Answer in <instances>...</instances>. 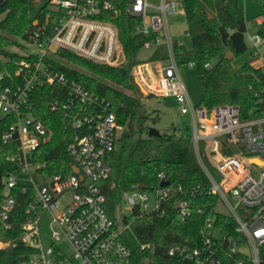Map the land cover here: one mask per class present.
Wrapping results in <instances>:
<instances>
[{
	"label": "built area",
	"instance_id": "1",
	"mask_svg": "<svg viewBox=\"0 0 264 264\" xmlns=\"http://www.w3.org/2000/svg\"><path fill=\"white\" fill-rule=\"evenodd\" d=\"M50 9L35 22L32 40L20 53L23 58L17 68L13 72L0 69V118L5 125L0 142L12 146L4 166L0 164V223L4 229L13 227L10 218L18 214V198L25 196L20 238L30 251L20 264H129L131 253L122 239L128 224L108 214L99 185L111 172L108 156L118 137L116 115L80 82L53 66L64 63L58 50L93 63H122L118 28L107 19L116 10L110 0H51ZM179 11L183 8L178 0H130L126 12L137 19L134 32L145 38L140 50L151 54L162 45L167 53L164 59L138 56L130 74L144 94L171 96L179 111L189 114L192 147L207 177L208 192L216 199L196 208L181 184L159 172L157 186L134 185L123 191L121 203L130 206L131 212L137 208L139 215L148 216L164 214L169 205L179 219L195 209L205 212L197 241L171 245L166 259L153 264H227L233 256H237L235 264H259L264 244V116L250 113L244 117L232 104L207 110L192 102L174 52V46L182 44L177 40L174 44L167 23V16ZM263 20V14L253 17L244 32L250 56L263 61L262 67L264 37L256 27ZM186 64L194 67L192 61ZM39 85L57 86L48 108L60 114L63 127L71 134L66 144L70 166L63 173L48 172L62 164L56 158L42 157L52 130L34 115L33 96ZM228 147L231 152H225ZM163 180L167 183L160 185ZM200 190L198 184L190 186L192 194ZM148 193H152L150 209ZM43 212L49 215L46 244L39 224ZM225 218L231 220V232ZM60 241L69 245V254L62 251ZM6 245L0 240V249ZM151 247L140 245L141 249Z\"/></svg>",
	"mask_w": 264,
	"mask_h": 264
},
{
	"label": "trees",
	"instance_id": "2",
	"mask_svg": "<svg viewBox=\"0 0 264 264\" xmlns=\"http://www.w3.org/2000/svg\"><path fill=\"white\" fill-rule=\"evenodd\" d=\"M116 12L107 19L118 28L124 61L116 66L98 64L76 56L65 50L57 54L64 63L54 62L53 66L67 76L80 82L94 96L107 104L116 115L121 128L115 149L109 154L111 172L99 185L105 196L108 214L117 219L116 210L121 203L123 191L134 185L154 187L158 184L157 174L164 172L174 184H181L185 197L193 206L203 207L216 199L208 192L207 177L200 167L190 136L180 135L174 126L150 135V123L159 121V115L151 116L142 107L139 92L130 71L139 61L138 52L144 37L134 32L137 19L126 12L130 0H110ZM183 8L186 33L190 38V48L175 45L177 62L182 65L194 63L200 89L199 105L211 110L222 104H232L240 108L242 116H264V67L253 66L245 60L235 69L233 62L242 54L248 53L244 40L246 24L239 0H178ZM258 3L264 15V0H250ZM40 2L36 10L33 6ZM51 0H1L0 1V69L13 72L17 62L23 58L19 52L11 51L9 45L24 48V42L31 41L30 31L34 22H40L50 11ZM207 12L212 15L208 19ZM264 37V20L256 27ZM227 52L231 57L227 58ZM167 53L162 45L148 56V60L164 59ZM212 61H214L212 63ZM55 85H39L34 92L35 117L44 121L52 130V137L45 146L43 158H56L62 167H51L48 172H66L70 161L66 154V144L70 131L61 123V116L48 108V102L56 95ZM125 89L129 90L127 93ZM0 118V132L5 126ZM12 146L0 142V164L4 166L5 155ZM228 147L225 152H231ZM212 169V168H211ZM200 185V191L192 194L190 186ZM15 206L17 215L10 218L13 227L4 229L0 223V240L7 245L0 249V264H20L30 248L21 241L20 224L24 220L25 196L18 198ZM207 210V209H205ZM204 213L196 209L185 219H179L172 205L164 214L160 211L151 216L139 215L132 209L133 219L123 217L122 224L128 227L122 232V239L129 248V264H153L166 259L168 248L176 243L193 244L197 241L203 225ZM227 229L232 231V223L225 218ZM149 243L150 249L140 245ZM260 263L264 264V244L260 247ZM233 256L227 264H235Z\"/></svg>",
	"mask_w": 264,
	"mask_h": 264
},
{
	"label": "rangeland",
	"instance_id": "3",
	"mask_svg": "<svg viewBox=\"0 0 264 264\" xmlns=\"http://www.w3.org/2000/svg\"><path fill=\"white\" fill-rule=\"evenodd\" d=\"M1 1V0H0ZM155 1V0H153ZM41 3L37 2L33 6V10H36ZM240 4L244 8L245 16L250 21L253 17L258 16L262 12V8L258 3L252 2L250 0H240ZM178 9H181V6H178ZM167 23L169 32L174 40H177L182 44L185 49L190 48V38L186 33V22L185 16L182 11H179L174 14H170L167 16ZM35 24V22H34ZM21 43L28 46L26 42L19 39ZM11 51H16L21 53L24 49L17 47L15 45L8 46ZM29 47V46H28ZM149 51L145 49H141L139 52V58L142 60L148 59ZM248 60L249 63L253 66H260L263 61L255 60L253 57L248 56V53H244L240 55L234 62L233 66L235 69L239 68V65ZM214 61H212L213 63ZM180 74L186 85L188 93L193 103L198 104L200 100V89L197 80V73L194 67H189L186 63L180 66ZM134 82V81H133ZM135 84V82H134ZM136 85V84H135ZM137 93L135 95L140 99L142 107L145 109L147 113H149L152 117L155 115H159V121L156 123H150V127H155L159 132L170 130L172 126L176 128V132L180 135L186 136L190 135L192 132V123L189 114H182L178 105L175 103L174 99L171 96L161 97V96H151L144 94L139 87ZM127 93H130L129 90L125 89ZM121 128L118 129V134ZM147 209H150L153 206L152 202V193H148ZM223 209V208H221ZM226 211V210H224ZM116 216L118 222L120 223L123 217L131 218V208L125 204L120 203L116 210ZM40 228L42 238L44 243H48L49 238V215L47 212H43L40 217ZM59 246L65 254L70 253L69 245L65 241H60ZM243 251L250 253L251 250L247 246L240 247Z\"/></svg>",
	"mask_w": 264,
	"mask_h": 264
},
{
	"label": "water",
	"instance_id": "4",
	"mask_svg": "<svg viewBox=\"0 0 264 264\" xmlns=\"http://www.w3.org/2000/svg\"><path fill=\"white\" fill-rule=\"evenodd\" d=\"M207 17H208V19H211L212 18V15L209 12H207ZM174 44H176V41L175 40H174ZM230 57H231L230 53L227 52V58H230ZM121 60H122V55L120 53V55H119V62ZM148 132H149L150 135H158L159 134V131L155 127H149ZM72 168H73L74 171H77V169L74 166ZM166 183H167V181L163 180V181L160 182V185H164ZM143 187L144 186H142V185H138V188H143Z\"/></svg>",
	"mask_w": 264,
	"mask_h": 264
},
{
	"label": "crops",
	"instance_id": "5",
	"mask_svg": "<svg viewBox=\"0 0 264 264\" xmlns=\"http://www.w3.org/2000/svg\"><path fill=\"white\" fill-rule=\"evenodd\" d=\"M238 3H239L240 7L243 9V12H244V8H243L242 5L240 4V0L238 1ZM261 14H262V12H261ZM244 16H245V12H244ZM245 19L248 20V19L246 18V16H245Z\"/></svg>",
	"mask_w": 264,
	"mask_h": 264
},
{
	"label": "bare ground",
	"instance_id": "6",
	"mask_svg": "<svg viewBox=\"0 0 264 264\" xmlns=\"http://www.w3.org/2000/svg\"><path fill=\"white\" fill-rule=\"evenodd\" d=\"M254 162H256V163H260L259 160H257V159H255Z\"/></svg>",
	"mask_w": 264,
	"mask_h": 264
}]
</instances>
